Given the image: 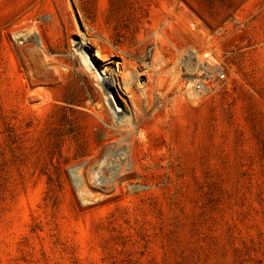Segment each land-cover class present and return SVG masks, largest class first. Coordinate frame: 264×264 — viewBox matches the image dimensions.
<instances>
[{"label": "rangeland", "instance_id": "rangeland-1", "mask_svg": "<svg viewBox=\"0 0 264 264\" xmlns=\"http://www.w3.org/2000/svg\"><path fill=\"white\" fill-rule=\"evenodd\" d=\"M0 264H264V0H0Z\"/></svg>", "mask_w": 264, "mask_h": 264}, {"label": "built area", "instance_id": "built-area-1", "mask_svg": "<svg viewBox=\"0 0 264 264\" xmlns=\"http://www.w3.org/2000/svg\"><path fill=\"white\" fill-rule=\"evenodd\" d=\"M201 59V67L199 68L198 78L187 89L188 94H206L218 84L219 81L226 78V72L223 61L215 57L211 51L199 53ZM161 81L165 82L167 74L164 70L159 71Z\"/></svg>", "mask_w": 264, "mask_h": 264}, {"label": "bare ground", "instance_id": "bare-ground-1", "mask_svg": "<svg viewBox=\"0 0 264 264\" xmlns=\"http://www.w3.org/2000/svg\"><path fill=\"white\" fill-rule=\"evenodd\" d=\"M96 55L99 56V54H96ZM98 58H101L102 60H105V61L107 59V58L105 59L104 56H99ZM120 73H121V67L118 66L117 71H115L114 73H112V75H111L112 78L110 77L109 80H106V78H105V82H106V83L104 82L105 83L104 84L105 89L106 90H108L110 88L111 89H115L118 92L119 95L122 94V90H125L126 92L130 93L131 92V88L128 87L129 83L128 84L126 83L125 84V87H123L121 85V83L118 81V79L116 78V77H120ZM115 113H117V112L115 111Z\"/></svg>", "mask_w": 264, "mask_h": 264}]
</instances>
